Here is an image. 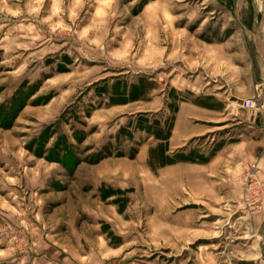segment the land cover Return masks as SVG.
Returning a JSON list of instances; mask_svg holds the SVG:
<instances>
[{
  "label": "rangeland",
  "instance_id": "374dc122",
  "mask_svg": "<svg viewBox=\"0 0 264 264\" xmlns=\"http://www.w3.org/2000/svg\"><path fill=\"white\" fill-rule=\"evenodd\" d=\"M254 33L264 39V0H0V264H264V77L229 96L224 117L240 125L168 144L180 103L206 94L182 86L216 87L214 56L251 79L247 40L264 71ZM241 138L250 150H226L236 162L210 175L214 195L193 182L192 201L164 208L152 188L173 164L208 163ZM169 212L192 227L168 232ZM214 225L218 237L200 236Z\"/></svg>",
  "mask_w": 264,
  "mask_h": 264
},
{
  "label": "crops",
  "instance_id": "0c3cea01",
  "mask_svg": "<svg viewBox=\"0 0 264 264\" xmlns=\"http://www.w3.org/2000/svg\"><path fill=\"white\" fill-rule=\"evenodd\" d=\"M255 38L256 37L254 33L253 42L255 46H257V48H259L260 50L261 46L264 47V39L260 35L258 37V41L256 40L257 38L256 39ZM246 43H247V50H248V54H249L250 62H251L252 75H253L251 79H249L248 76H243L240 78L238 68H233L231 65L229 68H225L224 70V66H222V62L220 60L221 57L219 59V56L218 58L214 56L212 59L214 60L215 65L214 67L211 68L212 78L210 77L207 80V83H209L210 81L215 82V86H216L215 88L213 89L209 88V90H206L208 92H206L204 91V88L202 86L201 88L196 87L195 85L194 86L193 85L182 86L184 90L188 89L191 92H194L195 94H198V95L202 93L204 94L206 93L205 96L206 95L207 96L206 97L204 96L203 101H200L195 98V99H187L180 103L178 110L176 112L175 119H174V126H173L172 133L168 137V144L170 148L177 149L189 143L192 138L200 137L208 133H211L208 136L211 137L213 140L214 139L218 140L219 139L218 136L219 135L221 136L222 132L220 131L216 132L214 127H210V124L212 123H217V122L219 123V122H223V120L231 119L234 122H231L230 125L238 126L240 125L241 122H243L242 120H239V118H232V117L228 118V116L224 117V114L230 115V114H234L236 111L234 109L235 108L234 100L229 98V96L230 97L232 96L233 94L232 92L235 90V85H238V82H240V80L241 82H243V84L246 83V86H249L250 84L253 85L255 80L259 81V85L262 84L261 78L264 77V71L263 69H261V64L255 63L254 53L252 51V45H250L247 40H246ZM231 60H233V57L231 58ZM225 62L227 64L229 63L227 61ZM230 64H231V61H230ZM255 64L257 66H255ZM224 73H229L228 74L229 77L226 78V81L230 87H226L225 90L223 91L221 90L222 89L221 87H223L224 85L222 84L220 85V82H222L221 76L224 75ZM258 77L260 79H255ZM217 81H220V82H217ZM224 93H226V95ZM209 96L213 97L212 98L214 100L213 103L206 101L208 100ZM210 99L211 98H209V100ZM212 126H216V125H212ZM240 143L241 145L239 146ZM226 150H250V146L248 143L245 144V141L243 140V138H241L240 142H238L237 148H235V145L234 147L233 145L220 146V148L218 147V151H216L215 156L212 157V159L208 161V163L183 162V163L173 164L172 166L175 167L174 169H178L180 170V172L175 175L168 174L167 176L168 178H166V180H163V182H167V185L165 187L159 186V185L155 186L156 182H154V185L152 188L154 189L155 187H157V189L159 188L161 190L160 192L162 191L165 192L166 194L165 201H162L161 199V202L165 203L164 208L170 209L171 204H172V201H170V199L174 200L175 198H179V201H180V199L186 198L185 199L186 202H190V199L192 201V198L193 197L195 198V196L193 195L197 193L195 190H194L195 192L193 191L194 194H192L190 191L191 190L190 187H192L190 184L193 182L196 183L198 187V192H200V194L198 193V195L200 196L204 195L207 197L214 195L211 188H213L214 185L215 186H218V185L215 184L216 182L214 181L213 177H210V175H215L214 170L219 168L220 167L219 165H224L225 163L224 154L228 153ZM232 152L233 151H231V154ZM234 152L236 154V151ZM228 161H230L231 163H228V162L225 163V167L229 166V164H234V162H236V159L232 158V159H228ZM194 169L198 170V174L192 175L191 173H189L191 172V170L193 171ZM120 170L124 171L122 173L124 174L126 173L125 172L126 169L124 167L120 168ZM159 182L160 180H157V183ZM201 188L203 189L200 190ZM185 200H183V203H186ZM194 201L200 202V203L203 202L202 200H194ZM186 213L187 212H178V213L173 214L172 212H169L170 215L168 216V221L171 220V224L167 223V227H166L167 231L170 232V229L175 227L177 221H178L177 222L178 226H183V227L191 226L192 227L193 222L190 220V218H186V216H188ZM207 215L208 214H202L200 217L205 218ZM216 222L217 221L215 220L214 223ZM216 227L217 226L214 225L213 228L215 229L205 230V232L202 233V235L200 236L205 237V238L208 237L209 239H214L218 237L220 234H218L219 231L216 230ZM189 235L190 234H187L185 236H189ZM190 241L191 240L188 239L186 242L190 243ZM212 244H215V243L212 242ZM182 248H185V245H182ZM208 260H209L208 264H214V262L216 261L213 255L208 256Z\"/></svg>",
  "mask_w": 264,
  "mask_h": 264
},
{
  "label": "built area",
  "instance_id": "2783aa9c",
  "mask_svg": "<svg viewBox=\"0 0 264 264\" xmlns=\"http://www.w3.org/2000/svg\"><path fill=\"white\" fill-rule=\"evenodd\" d=\"M241 107L243 108H254L257 105V101L254 98H245L241 101ZM248 172L240 176V179L245 186L250 187L247 189L246 193V203L247 204H253L254 202L259 201V190L254 189V186L259 185V175L258 170L255 166H252V168H247ZM261 184V183H260ZM251 188L253 189V193L251 192ZM260 190H262V187H260ZM259 197V198H258Z\"/></svg>",
  "mask_w": 264,
  "mask_h": 264
},
{
  "label": "water",
  "instance_id": "95a60500",
  "mask_svg": "<svg viewBox=\"0 0 264 264\" xmlns=\"http://www.w3.org/2000/svg\"><path fill=\"white\" fill-rule=\"evenodd\" d=\"M241 1V0H240ZM241 3V2H240ZM240 3H239V5H240ZM257 36V35H256ZM261 51V54H262V56H263V59H264V47L263 46H261V49H260Z\"/></svg>",
  "mask_w": 264,
  "mask_h": 264
}]
</instances>
